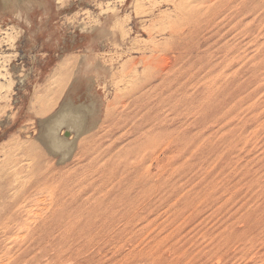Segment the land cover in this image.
I'll use <instances>...</instances> for the list:
<instances>
[{"label": "rangeland", "instance_id": "374dc122", "mask_svg": "<svg viewBox=\"0 0 264 264\" xmlns=\"http://www.w3.org/2000/svg\"><path fill=\"white\" fill-rule=\"evenodd\" d=\"M202 1L0 0V227L61 195L0 236L12 264H264V0L196 52Z\"/></svg>", "mask_w": 264, "mask_h": 264}, {"label": "bare ground", "instance_id": "6f19581e", "mask_svg": "<svg viewBox=\"0 0 264 264\" xmlns=\"http://www.w3.org/2000/svg\"><path fill=\"white\" fill-rule=\"evenodd\" d=\"M251 0H244L243 1V3H242V8H245V6H246V4L248 3V2H250ZM201 5L203 6L202 8H201V14H200V19H201V22L200 23H198V24H196V25H193V26H191V27H188L187 29H186V34L187 35H193V34H195V35H197V36H200L201 37V43L199 42V41H197V42H195L194 44H193V47L195 48V50H196V52L199 50L198 49V47L202 44H207V43H211V40H216V41H219L217 38H215L214 36H213V32L214 31H217V32H219V34L221 35V39L228 33V31H226L225 33H223V31L232 23V21H235V20H237L238 18L242 21V16L243 15H246L247 14V17H249V16H254V18H253V21H256V17H255V15L251 12V10H250V12H246V13H243V11L244 10H242L240 7L239 8H236V9H232V8H227L225 5H224V0H204V1H202L201 2ZM185 34V32L183 33V35ZM195 37V36H194ZM194 37H192L191 38V40L190 41H188L187 43H185V45H181L180 44V46L178 47V48H174V49H172V50H170V53L172 54V58L176 61V60H178L179 59V57L180 56H184L185 54H184V52L189 48V47H186L187 45H189L190 43H192L193 42V38ZM210 43H209V45H208V47L210 48ZM236 53V52H235ZM174 54H176L177 56H175ZM201 55H203V57H209V55H210V53H209V51H206L205 53H203V54H201ZM200 56V55H199ZM163 59H165V60H167L166 58H164L163 57ZM206 62H208L209 63V61H208V59H206ZM170 65H171V62H169L166 66H161L160 64H158V63H156V62H145L144 63V69H145V71L146 72H148L149 73V75H148V77H147V81L148 82H150V81H153V82H156L157 80H161V79H164L167 75H168V73H169V71H170ZM189 77H192V78H194L195 79V77H196V75H195V73H189V76H188V78ZM216 79H223V75L222 76H219V77H217V78H215L214 80H212L211 82H210V85H212V86H214V81L216 80ZM208 91H210V92H212V89H210V90H208ZM207 91V92H208ZM213 93H215L216 94V97L218 96V95H220V93H219V91L218 90H214L213 91ZM199 95H200V92H199ZM204 96H205V92H204V94H203V98H202V100H200L199 98H197V100H196V103L194 102V99L191 97L190 98V101H191V106H193V108H196L197 106H198V108L199 107H206L207 106V100H209V99H212V97L211 96H208L207 98H206V101H204L203 103H202V101L204 100ZM177 115L178 116H182V115H185V113H181V112H179V113H177ZM132 128L133 129H136L137 128V130L140 128V126H137L136 128H134L133 126H132ZM158 129H160V127H159V124H158ZM176 134V137L178 136V131H176V129H171V130H166L165 132H164V134H163V136H164V140H160V142L161 141H164V142H162L165 146H166V148H167V150H168V145H170L169 144V141H170V139H171V137H173L174 135ZM153 138V137H152ZM149 139H151V138H149ZM161 139V138H160ZM187 139V138H186ZM153 140H156V139H153ZM187 141V140H186ZM153 142H155V141H153ZM153 142H151V143H153ZM172 142H173V140H172ZM156 143V142H155ZM154 145V144H153ZM157 146H158V144H156ZM96 148V147H95ZM148 149V148H147ZM152 149V148H151ZM166 150V151H167ZM92 153H94V151L92 150ZM98 153H100V152H98ZM139 153V152H138ZM141 154V153H140ZM98 155V157H99V154H96V156ZM143 155V154H142ZM81 157H83V158H88L89 157V155L87 154V152H85V153H82V155H80ZM80 156H79V159H80ZM137 157H139V156H137ZM137 157H136V159H137ZM96 159H97V157H95ZM141 156L139 157V161L141 162ZM93 160V159H92ZM138 160V159H137ZM134 161V160H133ZM90 165V164H89ZM123 168V167H122ZM129 169V168H128ZM95 175V174H94ZM90 176V175H89ZM47 177V176H46ZM91 177V176H90ZM84 178V177H83ZM87 178V177H86ZM39 180V179H38ZM37 180V183L39 184L40 182ZM45 181H46V179H44ZM95 181V180H94ZM35 182V181H34ZM43 182V181H42ZM84 183V182H83ZM36 184V183H35ZM76 184H79V182L78 183H76ZM73 187V186H72ZM36 188H38V187H36ZM68 186H67V188H65L64 190H65V194H67V193H69L70 191H66V189L68 190ZM77 187H75V191L77 190L76 189ZM25 189V188H24ZM26 189H29V188H26ZM23 190V189H22ZM34 190H35V188L32 190V193H28V194H23V195H19L18 196V198H17V203H19V205L18 206H15L14 207V211L13 212H11V214H10V218L6 221V222H3L1 225V227H0V236L1 237H6L7 236V233L9 232V230L10 231H13V230H16L17 232H19V233H21V234H25L26 236H27V238L28 237H30L31 236V232L30 231H32V230H34V228H32L31 229V227H30V225L29 224H27V223H14V221H15V219H18V218H23L24 216H28V215H32L31 213H33L34 212V207H36V208H38L39 206H36V203L35 202H37V200H38V198H42L43 200H42V204L43 203H45L46 202V197H47V199H54V201L56 202V200H58L60 197H61V195H58L57 196V199H56V193L54 194L55 196H54V198H53V192L54 191H56V190H52L51 189V191H48V192H46V193H40V192H38V193H36V194H33V192H34ZM69 190H71L72 191V188L70 187V189ZM73 191H74V189H73ZM73 191L71 192L72 193V195H71V193H70V196H69V194H67V196H65V198L66 197H71V196H73V195H75V194H73ZM77 193H78V191H76ZM58 194V193H57ZM60 196V197H59ZM76 196H77V194H76ZM76 196H73V197H75V199H76ZM59 197V198H58ZM64 198V199H65ZM62 201H63V199H61ZM66 200L67 199H65V201L64 202H66ZM87 200V199H86ZM60 201V200H59ZM95 201V200H94ZM52 202H53V200H52ZM51 202V203H52ZM54 202V203H55ZM64 202L62 203L61 201H60V205H61V203H62V206H60L59 208H60V210H61V208L64 206L63 204H64ZM39 203V202H38ZM58 203V202H57ZM80 203H81V201H80ZM40 204V203H39ZM78 204V203H77ZM91 204V203H90ZM103 204V203H102ZM56 205V204H55ZM58 206H59V204H57ZM53 206V204H51V206L50 207H52ZM57 206V207H58ZM77 206V205H76ZM99 206V205H98ZM66 207V206H65ZM53 209V207L51 208V210ZM55 209H56V207H55ZM44 210V209H43ZM60 210H58V208L55 210V212H52V214H53V216L55 215L54 213H56V211H60ZM45 211V210H44ZM47 211H49V209L47 210ZM54 211V210H53ZM63 211V213H64V211H65V209L64 210H62ZM61 211V212H62ZM45 213H46V211H45ZM59 213L60 212H58V215H59ZM62 213V214H63ZM44 213H42V215H43ZM46 215V214H45ZM45 215H43V216H45ZM112 216V215H111ZM46 217V216H45ZM44 217V218H45ZM68 218H69V216H67ZM98 218V217H97ZM14 219V220H13ZM46 219V218H45ZM61 219V218H60ZM31 233V234H30ZM14 243V241H11L10 242V244H13ZM13 248L14 247H12L11 248V246L10 247H7V248H2V249H5V251H0V252H3L2 254H1V256H0V260H2V258L3 259H9L10 260V262H9V260H8V262H9V264H12V263H17V261H15L14 260V257L13 256H9L10 255V253H11V251L13 250ZM6 257V258H5ZM16 257V256H15Z\"/></svg>", "mask_w": 264, "mask_h": 264}]
</instances>
